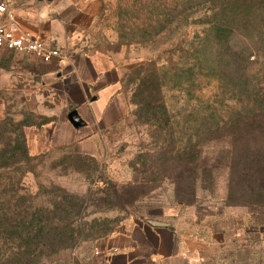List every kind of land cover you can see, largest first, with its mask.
I'll return each instance as SVG.
<instances>
[{"label":"rangeland","instance_id":"1","mask_svg":"<svg viewBox=\"0 0 264 264\" xmlns=\"http://www.w3.org/2000/svg\"><path fill=\"white\" fill-rule=\"evenodd\" d=\"M126 2L0 0L9 5L23 30L52 47L59 48L47 33L61 26L69 31L80 26L83 40L110 42L120 54V63L129 64L121 81L126 115L104 131L99 155H81L74 148L62 147L39 152L30 160L32 171L22 183L26 194L41 193L45 200L55 190L54 185L64 187L84 200L87 216L83 222L94 224L98 220L95 225L100 230H110L60 252L49 264L99 263L96 257L101 255L106 239L149 219L168 222L174 228L180 242L191 250V264H264V192H255L257 183L245 180L238 172L243 156L252 149L259 150L258 141L248 146L238 143L234 148L224 139L205 141L202 158L217 165L216 180L213 190L198 184L197 199L192 204L176 201L171 180L138 201L131 203L125 197L122 204L126 211L116 209L96 193L106 186L104 180L109 184L126 182L133 172L137 145L150 139L132 116L140 83L131 75L132 67L155 61L161 68L164 98L176 121L177 139L184 142L191 134H203L212 124L234 122L238 111L250 113L253 87L264 86V0H193L170 9L161 25L145 24L143 29L142 17L122 18ZM250 6L257 11L250 12ZM132 23L137 28L134 31L130 30ZM28 58L31 55L1 51L0 118L5 124L28 125L29 137L33 128H40L46 114L60 118L63 113L57 108L32 111L28 107L25 89L35 86L23 70V61ZM34 99L38 102V94ZM254 103L257 107L261 104ZM230 162L236 164L231 191ZM210 182L205 183L207 188H211ZM189 198L185 196V200Z\"/></svg>","mask_w":264,"mask_h":264},{"label":"trees","instance_id":"2","mask_svg":"<svg viewBox=\"0 0 264 264\" xmlns=\"http://www.w3.org/2000/svg\"><path fill=\"white\" fill-rule=\"evenodd\" d=\"M192 1L128 0L122 18L142 17L140 29L145 24L154 27L165 21L170 9ZM258 3L262 8V3ZM255 9L249 7L250 12L257 11ZM135 23H132L131 31L137 29ZM160 70L155 61L130 69L131 75L140 81L132 102L136 105L132 116L135 125L150 139L147 143L141 140L137 145L131 177L122 184H109L104 180L106 186L97 189L96 193L108 199L111 206L126 211L123 200L130 198L132 203L143 199L162 182L171 180L176 201L192 204L197 199L198 184L213 190L217 165L210 164L202 156L204 142L217 139L227 141L230 148L238 143L248 146L249 142H260L259 150L252 149L243 156L241 170L237 171L245 180L257 183L255 192H264V86L253 87L254 102L261 104L257 107L252 102L249 114L238 111L234 122L212 124L203 134H191L184 142L177 139L176 121L164 98L165 86ZM5 123L0 118V264L53 263L60 252L72 249L80 241L107 234L109 229L100 230L101 227L95 225L98 220H94V224L82 221L87 216L84 200L64 187L54 185L55 190L45 200L41 193H25L23 178L32 171L28 166L31 158L40 153L34 154L29 149L28 125ZM229 154L234 151L229 150ZM235 167L236 164L230 162V191L235 183ZM207 181H211L208 184L211 188L205 185ZM185 196L190 198L185 200Z\"/></svg>","mask_w":264,"mask_h":264},{"label":"crops","instance_id":"3","mask_svg":"<svg viewBox=\"0 0 264 264\" xmlns=\"http://www.w3.org/2000/svg\"><path fill=\"white\" fill-rule=\"evenodd\" d=\"M79 28L61 26L47 33L57 41L61 57L46 63L29 54L30 60L23 61L26 78L35 81L25 89L30 110L57 108L63 113L60 118L46 114L40 128L32 127L28 146L33 152L69 147L95 157L105 142L104 131L126 115L121 81L129 64L120 63L110 42L83 40ZM71 106L86 121L84 127L76 129L68 120ZM96 259L102 264H191L192 256L174 229L142 221L106 239Z\"/></svg>","mask_w":264,"mask_h":264},{"label":"built area","instance_id":"4","mask_svg":"<svg viewBox=\"0 0 264 264\" xmlns=\"http://www.w3.org/2000/svg\"><path fill=\"white\" fill-rule=\"evenodd\" d=\"M2 50L31 54L46 63L61 57L58 48L50 46L35 34L23 30L6 3H0V59Z\"/></svg>","mask_w":264,"mask_h":264},{"label":"water","instance_id":"5","mask_svg":"<svg viewBox=\"0 0 264 264\" xmlns=\"http://www.w3.org/2000/svg\"><path fill=\"white\" fill-rule=\"evenodd\" d=\"M51 1V0H49ZM68 120L76 129H80L86 125V121L81 117L80 113L76 108L71 106L69 108V113L67 115ZM148 222L155 227H169L174 229L168 222H164L161 220L149 219Z\"/></svg>","mask_w":264,"mask_h":264}]
</instances>
